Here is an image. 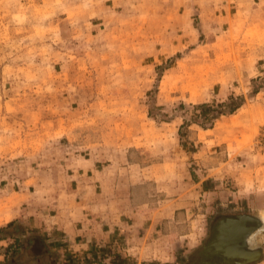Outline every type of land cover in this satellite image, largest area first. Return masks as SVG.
<instances>
[{
	"label": "rangeland",
	"instance_id": "1",
	"mask_svg": "<svg viewBox=\"0 0 264 264\" xmlns=\"http://www.w3.org/2000/svg\"><path fill=\"white\" fill-rule=\"evenodd\" d=\"M223 213L264 264V0H0V227L199 264Z\"/></svg>",
	"mask_w": 264,
	"mask_h": 264
},
{
	"label": "flooded vegetation",
	"instance_id": "2",
	"mask_svg": "<svg viewBox=\"0 0 264 264\" xmlns=\"http://www.w3.org/2000/svg\"><path fill=\"white\" fill-rule=\"evenodd\" d=\"M244 214L245 213L218 214L210 224V232L202 247L191 255L197 258V261H195L199 264H247L256 259V257L253 259V257L256 256L254 252L259 250V253H257L259 256L260 249L252 247L250 244L252 233L259 224L254 220L238 218V215ZM247 215L252 216L250 214ZM215 227H219L221 230L218 240L219 247H228L227 249H231V252L235 251V254H228L225 250H221L218 254L211 253L216 249L215 245L210 244ZM228 228L229 231H225ZM204 249L206 253L202 252Z\"/></svg>",
	"mask_w": 264,
	"mask_h": 264
},
{
	"label": "trees",
	"instance_id": "3",
	"mask_svg": "<svg viewBox=\"0 0 264 264\" xmlns=\"http://www.w3.org/2000/svg\"><path fill=\"white\" fill-rule=\"evenodd\" d=\"M2 239L10 240L2 246L0 264H55L57 253L48 239L37 231L26 229L17 220L0 227Z\"/></svg>",
	"mask_w": 264,
	"mask_h": 264
},
{
	"label": "water",
	"instance_id": "4",
	"mask_svg": "<svg viewBox=\"0 0 264 264\" xmlns=\"http://www.w3.org/2000/svg\"><path fill=\"white\" fill-rule=\"evenodd\" d=\"M238 218H244V219H248V220L249 219L250 220H254V221H257V224H259V219L257 217H255V216H249L247 214H244V215H238ZM220 231L221 230L219 229V227H215V229L213 231V236H212V239H211L210 244L215 245V243H217V241L219 240V233H220ZM215 246H216V249L211 252L212 254L213 253L218 254L221 250H225L226 252H228V254H230V253L235 254L234 253L235 251L234 252H231V249H227L228 247L224 248L222 246H220V247H218L217 245H215ZM205 249L202 251L203 253H206L205 252ZM254 253L256 254V256H254L253 259L255 257L257 258V256H258L257 253H259V250L257 252H254Z\"/></svg>",
	"mask_w": 264,
	"mask_h": 264
},
{
	"label": "bare ground",
	"instance_id": "5",
	"mask_svg": "<svg viewBox=\"0 0 264 264\" xmlns=\"http://www.w3.org/2000/svg\"><path fill=\"white\" fill-rule=\"evenodd\" d=\"M225 231H229V228ZM215 245H217L219 247L218 241H217V243H215ZM215 248H216V246H215Z\"/></svg>",
	"mask_w": 264,
	"mask_h": 264
}]
</instances>
